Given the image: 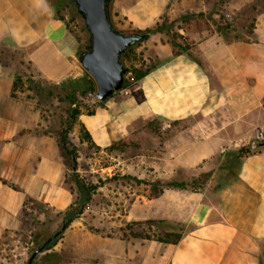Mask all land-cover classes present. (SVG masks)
<instances>
[{
	"label": "crops",
	"instance_id": "obj_1",
	"mask_svg": "<svg viewBox=\"0 0 264 264\" xmlns=\"http://www.w3.org/2000/svg\"><path fill=\"white\" fill-rule=\"evenodd\" d=\"M123 4L131 25L144 29L158 21L165 0ZM161 34L149 35L157 59L150 71L114 92L107 108L78 119L99 146L128 137L137 123L159 120L165 129L163 153L152 166L161 180L177 170L198 176L215 159L228 169L213 188H169L155 198L135 199L132 205L145 209L139 218L182 223L184 230L176 243L149 240L140 244L139 253L122 249L116 263L262 264L264 143L255 150L233 143L249 140L264 126V14H257L249 36L232 31L230 40L213 32L179 52L162 43ZM76 47L49 0H0L2 228L18 218L27 199L60 212L75 200L64 182L52 116L41 113L34 102L36 86L59 89L83 74ZM100 244L105 261L109 248Z\"/></svg>",
	"mask_w": 264,
	"mask_h": 264
},
{
	"label": "rangeland",
	"instance_id": "obj_2",
	"mask_svg": "<svg viewBox=\"0 0 264 264\" xmlns=\"http://www.w3.org/2000/svg\"><path fill=\"white\" fill-rule=\"evenodd\" d=\"M128 1L138 0L110 2L113 24L116 29L125 32L136 29L121 9L123 3ZM49 2L55 13L68 23V32L77 43L75 57L83 74L62 83L59 89L47 84L36 86L38 91L34 103L41 113L52 116L50 129L57 133L60 146L61 131H67L66 147L74 151L76 158L72 165V160L61 147L64 182L74 193L75 199L78 196L73 181L75 175L87 185H93L94 189L82 214L68 224L49 250L38 255L34 264H79L89 259H95L94 264H117L116 253L122 252V249L131 254L135 248L139 253L142 249L140 244L165 238L167 232L184 230L182 223L141 219L139 217L142 216L144 207L140 203L132 205L141 196L149 198L152 183L159 179L153 172L152 165L157 160L154 157L163 153L165 129L156 119L152 125L149 121L137 123L127 137L128 144L111 149L107 146L112 142L99 146L94 140L95 144L91 145L80 139L79 126L69 125L67 121L68 110L73 106L70 104L71 94L74 93L75 102L82 114H93L96 110L107 108L106 100L99 101L95 97L97 87L94 92H78L80 84L86 79V70L77 58L88 43L83 19L70 0ZM260 13L264 14V0H165L156 23L161 28V42H167L173 52H179L213 32L220 31L230 40L232 31L235 32L234 35L249 36L254 28L252 24L255 26L256 16ZM233 24L235 28L232 27ZM154 55L152 40L148 36L139 44H134L122 62L126 67H146L157 61ZM227 166L228 164H221L219 159H215L208 171L200 172L207 173V176L199 190L207 185L212 188L218 186L225 177L223 173H226ZM177 173L178 170L174 175ZM189 177L193 176L182 174L184 179ZM62 220V212L27 199L18 218L9 226L0 227V264H25L31 250L44 236L59 229ZM148 220L155 222L148 223ZM101 241L106 242L109 248L105 261L104 256L100 255Z\"/></svg>",
	"mask_w": 264,
	"mask_h": 264
},
{
	"label": "water",
	"instance_id": "obj_3",
	"mask_svg": "<svg viewBox=\"0 0 264 264\" xmlns=\"http://www.w3.org/2000/svg\"><path fill=\"white\" fill-rule=\"evenodd\" d=\"M70 1L83 19L88 34V43L78 53V61L96 83L95 97L105 101L123 86L127 67L123 65L122 53L133 43L143 41L145 35L134 31L125 32L112 25V0ZM69 223L70 220L63 219L61 227L30 252L25 264H32L35 257L43 253L49 242L60 235Z\"/></svg>",
	"mask_w": 264,
	"mask_h": 264
},
{
	"label": "trees",
	"instance_id": "obj_4",
	"mask_svg": "<svg viewBox=\"0 0 264 264\" xmlns=\"http://www.w3.org/2000/svg\"><path fill=\"white\" fill-rule=\"evenodd\" d=\"M56 16L59 19H61L62 21H64L62 16H58L57 13H56ZM110 16H111V12H110ZM111 21H112V18H111ZM65 24H66L67 30L69 31L68 23H65ZM112 25L114 26L113 21H112ZM252 26L254 27L253 24H252ZM232 27L235 28L234 24L232 25ZM160 29L161 28L159 26V23H156L155 25H153L151 27H146L144 29H135L134 32L143 33L145 35L144 39H146V38H148V36L150 34L156 32ZM252 30H253V28H252ZM219 33H220V31H219ZM139 43L140 42L133 43L130 47H128L127 50L124 53H122L121 59L123 60V57L128 53V51L130 50V48L134 44H139ZM151 66L152 65L146 66V67H143V66L137 67V66L132 65L130 67H127V72L125 74L124 83H123L122 87H125L127 84L144 77L150 71ZM95 90H96V83H95L94 79L91 77V75L86 71V79H84L83 83L80 84L78 92L81 94H86V93L94 92ZM74 96H75L74 93L71 94L70 104L73 106L68 110V113H67L68 124L69 125L77 124L79 126L78 134H79L80 139L88 142L91 145H94L95 143H94L92 136L89 133L88 129L78 119L79 115L82 114V112L79 109V107L77 106ZM263 106H264V103H263ZM90 114H92V113H90ZM153 122H155V121L151 120V121H149V124L152 125ZM66 133H67L66 129L61 131V134H60V136H61V139H60L61 147L68 154L70 159L72 160V165H74L76 155H75L74 151L68 150L66 147ZM127 144H128V138L124 137V138H121L119 140L113 141L110 145L107 146V148L111 149L115 146L116 147H119V146L122 147V146H126ZM95 146H97V145H95ZM182 174H183V172L181 170H178V173L176 175H174L170 179H166L165 181H162L161 179H155V181L152 183L151 188H150L149 198L158 197L160 194H162V192L165 189H169V188L197 191L201 188V186L204 183L205 178L207 176V173H200L198 176H193L191 178L189 177L188 179L187 178L184 179V178H182ZM187 180H190V181H187ZM73 181H74V184L76 186L78 196L75 199V201H73L62 212V219L70 220V222L73 221L74 219L78 218L82 214L86 203L90 199L91 192L94 189L93 185H87L77 175H75L73 177ZM147 222L151 223V222H155V221L154 220H148ZM50 235L44 236L40 243H42ZM59 236L60 235H58L56 238H54L53 240H51L49 242V244L47 245L44 252L49 250L56 243ZM181 236H182V232H175V233H170V232L168 233L167 232L164 235L165 238H158L157 241L163 242V243H176L180 239ZM40 243H38L37 246ZM38 255L35 257L32 264L35 263V260L37 259Z\"/></svg>",
	"mask_w": 264,
	"mask_h": 264
},
{
	"label": "built area",
	"instance_id": "obj_5",
	"mask_svg": "<svg viewBox=\"0 0 264 264\" xmlns=\"http://www.w3.org/2000/svg\"><path fill=\"white\" fill-rule=\"evenodd\" d=\"M261 141H264V126L258 127L254 135L247 141L239 139L233 143L234 147H248L249 149H256Z\"/></svg>",
	"mask_w": 264,
	"mask_h": 264
}]
</instances>
